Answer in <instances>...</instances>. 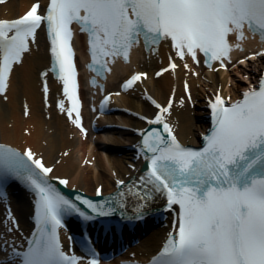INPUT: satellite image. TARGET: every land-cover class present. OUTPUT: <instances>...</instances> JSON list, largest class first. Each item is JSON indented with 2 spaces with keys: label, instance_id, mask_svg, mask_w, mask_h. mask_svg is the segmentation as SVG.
Masks as SVG:
<instances>
[{
  "label": "snow or ice",
  "instance_id": "6c2138e0",
  "mask_svg": "<svg viewBox=\"0 0 264 264\" xmlns=\"http://www.w3.org/2000/svg\"><path fill=\"white\" fill-rule=\"evenodd\" d=\"M40 8L36 3L20 18L0 20V96L7 98L14 68L23 64L43 30L52 59L50 72L64 97L58 108L85 137L74 25L87 36L94 87L96 77L105 78L118 59L130 62L133 49L141 44L158 52L167 41L174 53L157 76L175 73L181 66L192 72L189 59L199 65L201 55L209 69L227 71L232 53L244 51L249 33L264 44V0H47L44 11ZM257 56L264 57V51L245 56L238 64ZM216 63L219 68H213ZM42 76L47 100L49 72ZM147 78L146 72L135 73L122 88L133 89ZM221 93L217 90L208 102L212 127L199 149L185 147L167 121L172 100L167 106L152 100L159 112L146 122L161 125L162 131L139 133V153L147 172L129 186L117 180L119 190L103 203L66 198L50 183L53 168L42 157L31 148L21 152L0 144V199L9 181L23 182L35 195L34 231L22 245L0 234V264H101L88 235L82 234L81 241L87 259L65 251L60 233L67 228L66 218L75 216L82 226L117 215L127 221L143 220L157 197L164 198L165 211L176 215L172 231L150 264H264V78L235 102ZM187 99L192 101L190 92ZM110 100L111 96L105 97L103 104ZM58 183L67 187L69 181ZM96 195L101 196L102 189ZM7 219L11 225L7 231L18 230L10 212Z\"/></svg>",
  "mask_w": 264,
  "mask_h": 264
},
{
  "label": "bare ground",
  "instance_id": "6f19581e",
  "mask_svg": "<svg viewBox=\"0 0 264 264\" xmlns=\"http://www.w3.org/2000/svg\"><path fill=\"white\" fill-rule=\"evenodd\" d=\"M34 1L39 0H10L0 5V19H14L24 13ZM253 43L245 42L244 51L235 50L232 53V64L235 59L245 57ZM168 55L171 52L167 41L161 43L159 51L155 55H149L144 61H134L133 64L124 65L117 61L116 69L111 80L114 81L121 74L130 72L132 69L148 71L150 77L139 84L133 92L136 97L123 96L118 101L122 105L139 112H153L146 101L143 100L141 91L152 94L158 100L166 102L173 90L176 91V103L171 110L170 120L174 129L184 144L198 145V135L203 132L198 117L201 112L193 109L192 103L199 104L201 93L208 94L213 89L222 86V93L237 96V88H230L227 81H232L230 73L221 69L219 74L212 72L208 77L211 83L204 84L202 81L191 77L189 72L181 66L175 73L168 72L158 79L154 77L155 71L168 65ZM49 46L44 34L39 33L37 43L32 45V51L25 54L22 65L16 66L13 71L10 88L6 93L7 98L0 101V143L16 146L22 150L31 148L38 157H42L45 164L53 168L52 175L69 179L71 186L77 187L88 194L95 193L97 188H102L104 193L114 189L117 179L125 178L132 173L131 169L123 164L122 159L113 157V162L107 155L101 153L100 148L94 145L90 137H84L71 124L70 120L60 110L56 109V102L60 98V86L50 76V98L44 100L42 73L48 69L50 63ZM145 57V56H144ZM182 62H179L181 64ZM219 66L218 63L215 65ZM238 68L236 73L240 74ZM191 73V72H190ZM187 82L192 95V102L183 95L182 88ZM111 82L109 88L113 89ZM184 100V105L178 102ZM202 105V104H201ZM27 108L28 117H25ZM198 116V117H197ZM127 124L138 128L144 127L138 119L127 116ZM131 139V136L129 137ZM67 153V155H65ZM138 164V163H137ZM93 173V177L91 175ZM96 186V187H95ZM31 209H29V214ZM17 215L24 218L23 212ZM4 221L0 214V234ZM168 230L156 229L158 243L163 239ZM155 236L146 238L138 252L147 249H157Z\"/></svg>",
  "mask_w": 264,
  "mask_h": 264
},
{
  "label": "rangeland",
  "instance_id": "374dc122",
  "mask_svg": "<svg viewBox=\"0 0 264 264\" xmlns=\"http://www.w3.org/2000/svg\"><path fill=\"white\" fill-rule=\"evenodd\" d=\"M255 63L258 64V68L263 67L262 62H252L246 67H241L239 70H241L240 74L236 73L235 71L233 74H231V78H233V82H230L231 86L228 84V87H235L239 86L240 88H243V86L248 85L252 78V74L255 72ZM111 163L113 162L112 158H110ZM92 177L94 176L91 171ZM94 178V177H93Z\"/></svg>",
  "mask_w": 264,
  "mask_h": 264
}]
</instances>
